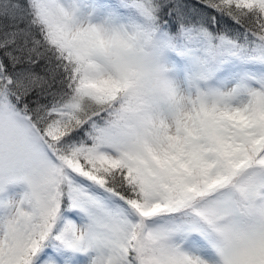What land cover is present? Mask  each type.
Segmentation results:
<instances>
[{"label": "snow or ice", "instance_id": "6c2138e0", "mask_svg": "<svg viewBox=\"0 0 264 264\" xmlns=\"http://www.w3.org/2000/svg\"><path fill=\"white\" fill-rule=\"evenodd\" d=\"M0 264H264V0H0Z\"/></svg>", "mask_w": 264, "mask_h": 264}, {"label": "trees", "instance_id": "16d2710c", "mask_svg": "<svg viewBox=\"0 0 264 264\" xmlns=\"http://www.w3.org/2000/svg\"><path fill=\"white\" fill-rule=\"evenodd\" d=\"M206 11H211V10H207V9H206ZM224 22H226V23H231L230 21H227L226 18H225V21H224ZM37 71H39V69H37Z\"/></svg>", "mask_w": 264, "mask_h": 264}]
</instances>
